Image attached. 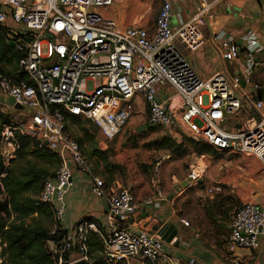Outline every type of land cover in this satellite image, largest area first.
Masks as SVG:
<instances>
[{"label":"built area","instance_id":"obj_1","mask_svg":"<svg viewBox=\"0 0 264 264\" xmlns=\"http://www.w3.org/2000/svg\"><path fill=\"white\" fill-rule=\"evenodd\" d=\"M159 1L154 25L148 28L120 24L96 10L113 0H0V25L11 23L7 37L19 54L16 77L0 73V91L11 98L13 108L10 121L0 129L3 166L16 159L24 137L60 158L37 195L52 208V235L64 230V195L74 168L89 174L91 192L106 202L101 227L93 220H78L61 240L46 242L52 264L89 260L92 232L100 235L102 255L111 262L179 264L178 258L164 252L159 234L133 223L139 202L129 187L108 189L93 173L78 141L67 132L73 116L91 121L111 140L133 116L140 97L147 122L170 137L207 143L218 154L255 158L264 170V87L254 79L255 71L264 72V42L252 30L240 46L223 30L216 32L222 57L237 65V71L230 75L218 71L204 79L190 66L181 46L191 52L202 46L210 9L219 0H198L191 16H179L175 24L170 23L173 0ZM161 87L171 89L176 98L160 102L156 93ZM207 166L203 159L194 162L187 170V185L198 184ZM221 190L217 183L206 191ZM180 221L188 225L186 219ZM263 225L264 199L261 205L243 201L230 220L229 249H255ZM5 246L0 243L2 253ZM230 264L247 263L236 258Z\"/></svg>","mask_w":264,"mask_h":264},{"label":"crops","instance_id":"obj_2","mask_svg":"<svg viewBox=\"0 0 264 264\" xmlns=\"http://www.w3.org/2000/svg\"><path fill=\"white\" fill-rule=\"evenodd\" d=\"M197 2L198 0H173L170 23L175 24L179 16L183 18L191 16ZM159 6V0H113L110 6L97 7L96 10L120 24H127L129 21H144L146 22L144 24H148V18L144 16L146 11L151 7L158 11ZM5 28L7 33L11 31V23L8 22ZM220 30L225 32L229 41L236 44L249 30L256 32L259 39L264 42V0H219L213 3L208 25L204 29L202 46L194 52L181 46L190 66L204 79L218 71L228 75L237 71V65L222 57L220 43L214 39V34ZM9 44L12 46L10 41ZM0 68L12 78L18 73L17 62L14 59L10 61L3 59L0 61ZM263 75V71H255L254 79L264 87ZM156 97L162 103H168L170 98L171 100L176 98L172 90L167 87L159 88ZM12 110L11 98L0 91V112L10 115ZM143 114L147 115L146 105L140 97H137L135 112L127 127L138 130L135 124ZM97 134L103 139L99 131ZM172 139L183 145L189 140L188 138ZM195 154L199 155L196 150L191 155H184L187 159H196L198 156H194ZM223 155L225 157L218 159L215 164L211 162L212 169L222 167L224 172L218 171L211 175L209 180L202 177L198 184L185 187L181 184L187 176L182 171L172 172L164 168L162 172L151 178L144 175L136 180L123 181L117 176L107 175L100 168L95 171L91 166V169L104 180L108 189H115L121 185L129 187L133 197L139 202L134 224L144 226L157 234L163 224L175 225L177 229L175 239L169 243L163 240V250L168 255L178 258L179 264H230L236 258L242 259L247 264H264V225L257 234L255 249L237 247L230 250L227 239L235 208L247 200L258 205L263 202L264 170L257 159L249 157L260 166L259 173L252 176L248 166L241 163L242 157L232 158L242 154ZM230 170L238 172V175L234 176ZM229 175L233 176L224 180ZM217 183L220 184L221 191L213 193L206 191ZM91 186L89 174L74 168L72 184L64 195V230H71L84 216L103 223L106 202L104 198L91 192ZM169 195H172L170 200H168ZM180 218L186 219L188 225L182 224ZM192 258L193 262H191Z\"/></svg>","mask_w":264,"mask_h":264},{"label":"rangeland","instance_id":"obj_3","mask_svg":"<svg viewBox=\"0 0 264 264\" xmlns=\"http://www.w3.org/2000/svg\"><path fill=\"white\" fill-rule=\"evenodd\" d=\"M146 18H148V24H144V21H129L127 24H137L142 26H153L157 11L151 7L146 11ZM144 17V18H145ZM130 120L127 122L129 125ZM127 124L123 127L121 132L114 139L99 138L97 134V128L91 121L82 119L81 121H70L67 124V132L71 137L80 142L82 151L95 171L99 168L107 175L117 176L125 180H136L142 178L144 175H148L150 178L162 172L164 168L172 172H184L187 174V170L193 166L194 162L201 161L203 159L207 163L206 171L203 175L204 178L210 179L211 175H214L218 171L224 172L222 167H214L213 164L218 159L225 157L222 154L215 152H204L205 157L200 158V154H195L198 158L187 159L185 155H188L196 150L194 144L191 141L186 140L185 145L180 148L177 146L180 143L174 141L160 126L153 125V127H147L150 125L147 122V115L143 114L135 125L138 127L145 124V129L142 131L136 130L134 127H127ZM129 128V129H128ZM119 142V144H117ZM185 148V155H179V151ZM52 152V151H51ZM53 153V152H52ZM242 157V164H245L250 169L252 176L259 173L260 166L255 160L242 156H233L232 158ZM60 158L56 154L52 156L39 157L37 154H24L19 157L17 154L16 159L11 163V169L20 177V181L23 182L33 180L30 187L24 189L19 196L22 198H29L30 200L37 201L38 192L41 189L43 180L46 177L51 176L60 165ZM213 164H212V162ZM192 162V163H191ZM235 176L238 172H233ZM171 172V173H172ZM224 180L230 179L231 176ZM241 176H244L241 174ZM125 186L126 185H121ZM28 225H36L44 228L46 231H50L53 226V213L47 214V210L39 211L28 215L22 219ZM6 256V254H5ZM4 260V259H3ZM108 264H148L147 261L140 259H129L121 263H114L108 261Z\"/></svg>","mask_w":264,"mask_h":264},{"label":"trees","instance_id":"obj_4","mask_svg":"<svg viewBox=\"0 0 264 264\" xmlns=\"http://www.w3.org/2000/svg\"><path fill=\"white\" fill-rule=\"evenodd\" d=\"M10 61L14 59L18 62L19 54L13 46L9 44L7 39V31L5 26L0 25V61ZM0 73H4L0 68ZM5 74V73H4ZM23 78V75L19 73ZM11 114L0 112V129L4 123H8ZM81 118L71 117V121H81ZM153 127V125H146ZM194 144L197 153L217 152L215 148L207 143L189 140ZM80 147L81 144L78 141ZM182 143L177 148L182 147ZM184 146V145H183ZM82 148V147H81ZM186 149L183 147L179 151V155H183ZM37 154L39 157L52 156L55 153L45 149L36 148L33 142L28 138H22L21 149L18 156L24 154ZM57 156V155H56ZM1 176V174H3ZM53 175V174H52ZM51 175V176H52ZM20 177L11 167L5 168L0 159V243L5 242L3 253L0 251V257H3L0 264H52L51 255L46 247V242L52 239L56 242L61 240V235L67 230H57L55 234H50L44 228L36 225H28L22 221L23 218L30 214L47 210V214H52V208L49 204L22 198L19 194L24 189L29 188L33 180L20 181ZM44 181V180H43ZM43 183V182H42ZM42 186V185H41ZM4 188V191L2 190ZM82 219L92 220L91 217L84 216ZM96 221V220H95ZM78 222V221H77ZM99 227L101 223L96 221ZM103 243L100 235L92 232L87 242L88 259L92 264H108V261L102 255ZM6 254V256H5ZM75 253L72 254V257ZM148 264H154L147 261Z\"/></svg>","mask_w":264,"mask_h":264},{"label":"water","instance_id":"obj_5","mask_svg":"<svg viewBox=\"0 0 264 264\" xmlns=\"http://www.w3.org/2000/svg\"><path fill=\"white\" fill-rule=\"evenodd\" d=\"M48 36L51 37L50 34H48ZM241 44H242V40H239L237 45L240 46ZM257 96H258V98H261V90L260 89L257 91ZM15 106L17 108H20L19 105H15ZM144 129H145V124L138 127L139 131H142ZM189 180L190 179L188 177H186L184 182L181 185L183 187L187 186ZM200 181L201 180H199V182ZM171 198H172V195H169L168 200H170ZM176 233H177V229H176L175 225L170 224V223L163 224L158 231V234L160 235L161 239L168 242V243L174 241V239H175L174 237H175ZM72 264H92V262L89 260H85V259H79V260L74 261Z\"/></svg>","mask_w":264,"mask_h":264}]
</instances>
